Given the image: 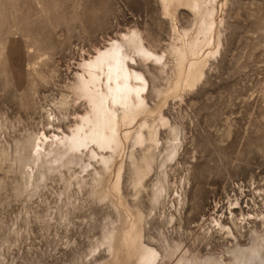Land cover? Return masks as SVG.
Wrapping results in <instances>:
<instances>
[{
  "label": "rangeland",
  "instance_id": "1",
  "mask_svg": "<svg viewBox=\"0 0 264 264\" xmlns=\"http://www.w3.org/2000/svg\"><path fill=\"white\" fill-rule=\"evenodd\" d=\"M215 8L203 77L165 99L170 54L194 29L186 5L170 19L162 0H0V264H137L124 250L132 225L159 253L156 264H236L232 250L264 235V0ZM136 33L168 65L162 72L137 58L134 66L167 122L148 117L158 148L134 151L153 156L146 175L136 179L125 156L118 193L87 152L78 164L36 161L37 146L55 150L53 138L71 134L88 111L74 92L82 64Z\"/></svg>",
  "mask_w": 264,
  "mask_h": 264
},
{
  "label": "bare ground",
  "instance_id": "2",
  "mask_svg": "<svg viewBox=\"0 0 264 264\" xmlns=\"http://www.w3.org/2000/svg\"><path fill=\"white\" fill-rule=\"evenodd\" d=\"M215 1L162 0L166 17L170 19L175 17L178 6L186 5L192 12L194 29L190 33L179 34L181 44L170 54L173 59L171 75L168 87L158 92L160 97L167 99L178 96L183 91L194 88L203 77L209 58L215 53V46L213 51L209 50L213 46L217 30ZM137 58L144 63L150 62L161 67L162 72H166L168 68L165 56L147 48L138 33L123 34L121 41H111L108 47L98 50L92 59L82 64V73L78 74L74 92L86 101L88 111L80 118L71 134L53 138L50 147L55 146V150L43 153L44 143L37 146L34 155L36 161L45 156L51 159L50 163L60 166L64 165V160L69 165L78 164L80 158L77 153L87 152L91 160L102 165L104 172L110 173L112 188L118 193L121 191L125 156L131 162L136 179L146 175L153 156L148 159L141 156L138 159L134 151L137 147L143 149L148 146L147 149L152 154L158 148V126L154 121L150 122L148 117L158 114L160 123L166 125L167 122L159 109H153L147 101L148 81L142 72L134 68L138 65ZM172 135L176 136L175 129H172ZM128 144H131V151L126 155ZM173 154L174 151H171L167 159ZM218 229L220 232L226 230L228 235H232L231 228L222 224H219ZM105 239L109 252L114 255L115 235L110 233ZM124 248L137 264H156L159 259L157 250L143 245L136 225L126 231ZM173 255L174 253L170 256ZM232 256L236 264H263L264 235H259L257 243L250 248H235ZM223 262L215 259L203 264H224Z\"/></svg>",
  "mask_w": 264,
  "mask_h": 264
}]
</instances>
